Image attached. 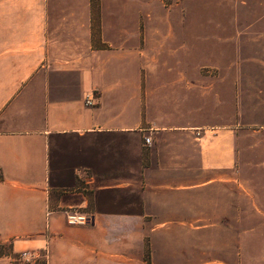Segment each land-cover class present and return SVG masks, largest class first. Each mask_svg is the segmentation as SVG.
<instances>
[{"label": "crops", "instance_id": "0c3cea01", "mask_svg": "<svg viewBox=\"0 0 264 264\" xmlns=\"http://www.w3.org/2000/svg\"><path fill=\"white\" fill-rule=\"evenodd\" d=\"M146 3L0 0V264H264V0Z\"/></svg>", "mask_w": 264, "mask_h": 264}, {"label": "rangeland", "instance_id": "374dc122", "mask_svg": "<svg viewBox=\"0 0 264 264\" xmlns=\"http://www.w3.org/2000/svg\"><path fill=\"white\" fill-rule=\"evenodd\" d=\"M146 1L149 0H91V10L92 13H99L100 4L102 2L104 13H126L123 7L124 5L126 7L127 4L130 5V11L133 12L134 10L135 13H145L148 10ZM178 2L179 0H150V5H152V11L157 13L160 9L161 11L165 9H172L178 4ZM8 255H10L9 244H0V258Z\"/></svg>", "mask_w": 264, "mask_h": 264}, {"label": "built area", "instance_id": "2783aa9c", "mask_svg": "<svg viewBox=\"0 0 264 264\" xmlns=\"http://www.w3.org/2000/svg\"><path fill=\"white\" fill-rule=\"evenodd\" d=\"M165 6V5H164ZM93 98L87 97L85 100L86 106H93ZM145 143L149 144L150 140L145 139ZM66 221L68 225L77 226V225H86L88 219L84 216H81L77 213H68L66 215ZM12 264H47V253L46 251H21L15 256H11Z\"/></svg>", "mask_w": 264, "mask_h": 264}]
</instances>
